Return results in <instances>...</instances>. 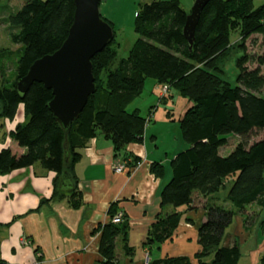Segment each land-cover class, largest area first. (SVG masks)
<instances>
[{"label": "trees", "instance_id": "1", "mask_svg": "<svg viewBox=\"0 0 264 264\" xmlns=\"http://www.w3.org/2000/svg\"><path fill=\"white\" fill-rule=\"evenodd\" d=\"M74 9V0H25L10 19L12 28L16 29L10 33L11 40L21 44V53L16 66L17 78L0 81V117L12 120L19 105L23 106L25 120L8 131L23 151L17 153L9 145L1 147L0 174L38 162L55 172L50 197L53 198L64 192L60 189V177L66 172L73 184L65 192L67 203L71 207L80 206L81 192L73 170L81 156L79 149L98 135L111 141L114 155L130 142H141L147 118L139 108L127 110V106L141 93L148 77L157 83H169L191 103L178 119L180 136L187 146L169 161L170 176L159 189L160 204L193 210L199 199L205 220L197 225L200 249L192 257L165 256L149 260L147 264H238V246L222 244L223 233L234 216L232 207L238 211L252 203L264 207V95L261 94L264 2L255 6L253 0H207L190 49L182 32L189 12L180 2L144 3L135 13L139 37L127 56L112 69L110 64L115 54L108 43L91 58L96 90L89 95L70 128L64 130L48 107L51 89L41 82H33L20 96L16 81L35 59L61 46L72 24ZM235 27L240 28L242 37L259 34L262 51L255 57L256 67L241 63L232 84L222 81L211 68L225 54L230 29ZM238 59L242 61L245 57ZM233 136L238 139L232 149L220 154V147L227 145ZM150 170L156 176H163L164 165L154 161ZM227 179H231V185L226 199L232 207L212 201L213 194L224 187ZM116 212L112 203L109 217ZM181 216L180 210L157 214L148 241L161 243L170 239ZM128 228L127 222L114 223L111 219L98 226L100 264H120L115 253L118 235L126 252L132 250L126 240ZM0 264L8 263L0 258ZM259 264H264V252Z\"/></svg>", "mask_w": 264, "mask_h": 264}, {"label": "crops", "instance_id": "2", "mask_svg": "<svg viewBox=\"0 0 264 264\" xmlns=\"http://www.w3.org/2000/svg\"><path fill=\"white\" fill-rule=\"evenodd\" d=\"M160 119L162 125L148 127L147 123L142 141L126 144L117 155L111 141L103 135L86 141L73 167L82 198L78 207L68 205L64 189L61 196L50 198L55 172L38 162L0 174V258L8 264H100L97 228L113 217L108 215L112 203L116 213H123L122 221L128 223L126 240L132 248L126 252L122 237L116 236L115 253L120 264H142L145 257L148 260L192 257L200 249L196 228L205 220L199 217V210L204 212L202 207L195 205V209L182 214L170 239L161 243L148 241L157 214L181 209L160 204L159 189L170 176L169 161L179 151L160 142L163 136L159 135L160 129L170 126L167 114H162ZM7 132L0 142H6ZM171 133L167 128L164 137ZM171 140L177 142V135ZM14 143L10 147L22 152L23 148ZM154 161L164 165L163 176H156L150 170ZM116 163L123 164L120 172L114 171Z\"/></svg>", "mask_w": 264, "mask_h": 264}, {"label": "rangeland", "instance_id": "3", "mask_svg": "<svg viewBox=\"0 0 264 264\" xmlns=\"http://www.w3.org/2000/svg\"><path fill=\"white\" fill-rule=\"evenodd\" d=\"M24 1L25 0H0V81L2 83L7 80L14 81L17 78L16 66L21 53V44L14 43L11 40L10 33L16 29L12 28L10 19L22 6ZM151 1L153 0L100 1V15L104 20L110 23L113 29V38L109 42L110 51L115 54L110 64L112 69L119 64L121 58L127 56L134 41L139 37L137 26L135 25V13L140 9L141 5ZM178 1L186 12H190L195 0ZM253 2L255 6H258L263 3L264 0H253ZM234 21H236V19H234ZM260 39V35L256 33L242 37L239 27L231 28L229 32V42L225 47V54L212 63L211 71L217 72L222 81L234 84L241 63H245L249 68L257 66L255 57L262 51ZM239 57L240 59L245 57V59L239 61ZM247 57H249V59L246 61ZM261 71L264 75V65L261 66ZM169 89L170 92L168 93ZM261 94L264 95V87L261 90ZM190 103L191 101H189L188 98L180 95L169 83H157L153 78L148 77L145 80L141 93L129 103L127 110H132L134 107L139 108L140 113L147 118L146 126L148 123V127L162 125L160 117H162V114L165 115L169 112L167 118H169L170 126L167 128H170L172 133L164 137L166 136L165 133L167 128L160 129L161 132H159V135L163 136L160 137L159 140L162 144L167 145L165 147L179 148V150H181L185 148L187 144L180 136L178 119ZM17 110L16 117L12 120L0 117V133L3 131V135L6 131H9L8 129L13 128L17 123L25 120L23 106L21 105ZM155 121L158 123L155 124ZM6 134L8 138L5 139L6 142L2 143L3 140L0 142L2 143L0 148L7 145L10 146L14 143L9 132ZM174 134L177 135V142L171 140ZM3 135L1 134L0 137L2 138ZM257 135V137H260L261 134L258 133ZM236 139L238 138L235 136L230 137L227 145L220 147V154L229 152ZM250 139L253 140V137H250ZM116 164L123 165L122 163ZM230 185L231 179H227L224 187L213 194L212 201L225 207H232L231 203L226 199ZM199 202L200 201H198V203ZM196 206H198V208L202 207L201 205ZM232 209L234 210V216L223 233L222 244H234L238 246L240 250L238 264H259L260 256L264 252V207L252 203L246 206L242 211H238L233 207ZM187 210L189 209H186V207H181L180 209L182 214L186 213ZM199 211V217L202 219V217H205V214L204 212L202 213V210ZM194 213L196 215L197 211ZM195 219H197V216H195ZM116 246L119 247V244ZM209 259L210 257L206 258V260ZM148 261L149 260L145 257L142 264H147ZM192 262L195 263L196 260L192 259Z\"/></svg>", "mask_w": 264, "mask_h": 264}, {"label": "water", "instance_id": "4", "mask_svg": "<svg viewBox=\"0 0 264 264\" xmlns=\"http://www.w3.org/2000/svg\"><path fill=\"white\" fill-rule=\"evenodd\" d=\"M101 0H74L73 21L61 46L52 53L35 59L27 72L16 81L22 96L33 82H41L51 89L48 107L64 130L70 128L85 106L96 85L92 73L91 58L113 38L110 23L99 11ZM207 0H195L182 29L188 49L194 40V29L202 7ZM2 104H0V112ZM70 176L63 172L60 189L71 190Z\"/></svg>", "mask_w": 264, "mask_h": 264}, {"label": "built area", "instance_id": "5", "mask_svg": "<svg viewBox=\"0 0 264 264\" xmlns=\"http://www.w3.org/2000/svg\"><path fill=\"white\" fill-rule=\"evenodd\" d=\"M136 164H139V162H137ZM122 168H123V165L116 164L114 166V171L120 172L122 170ZM122 219H123V213L122 212H118L111 218V221L114 222V223H119V222L122 221Z\"/></svg>", "mask_w": 264, "mask_h": 264}]
</instances>
